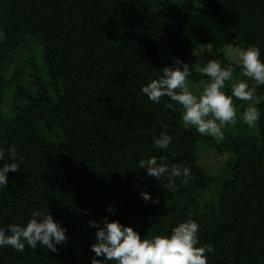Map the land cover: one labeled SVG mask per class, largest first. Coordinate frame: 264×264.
Wrapping results in <instances>:
<instances>
[{
	"label": "trees",
	"instance_id": "trees-1",
	"mask_svg": "<svg viewBox=\"0 0 264 264\" xmlns=\"http://www.w3.org/2000/svg\"><path fill=\"white\" fill-rule=\"evenodd\" d=\"M227 8L240 9L245 49L258 47L264 62V0H0L1 16L20 30L13 50L0 53V152L7 159L14 146L20 167L0 187V229L26 225L39 210L68 238L58 253L40 242H25L23 253L0 246V264H91L97 229L89 221L105 216L142 239L170 236L191 219L197 246L215 250L205 253L208 264H264V85L256 87L254 131L223 128V140L183 122L170 98L157 104L141 90L175 60L194 65L181 45L189 16ZM219 55L234 79L243 73ZM196 77L192 67L187 81ZM223 91L232 96L230 82ZM163 131L172 136L166 150L153 145ZM201 148L228 155L223 173L200 164ZM153 156L188 167L191 178H172L168 190L166 176L139 168Z\"/></svg>",
	"mask_w": 264,
	"mask_h": 264
},
{
	"label": "clouds",
	"instance_id": "clouds-1",
	"mask_svg": "<svg viewBox=\"0 0 264 264\" xmlns=\"http://www.w3.org/2000/svg\"><path fill=\"white\" fill-rule=\"evenodd\" d=\"M0 38L3 33L0 32ZM260 49L249 46L246 49L237 50L236 57L242 67L243 76L253 79L255 84L250 88L248 82L240 78H233V68L221 67L219 60L211 59L206 65H190L181 60H175V68L164 67L157 79H151L142 87V93L154 103L159 104L162 97H168L179 104L183 111L181 118L186 124L195 126L200 134H207L219 140L224 139L222 129L225 126H235L238 122L237 112L233 105L232 97L240 101L251 102L256 95V87L264 85V62L261 61ZM180 65V66H177ZM192 67L197 73L206 74L208 80H201L199 94L190 89L187 78L191 75ZM226 82H231L232 96L225 94L223 89ZM166 107L172 108V104ZM258 109L251 104L242 114L243 123L254 127L259 119ZM211 117V118H209ZM167 126H165L166 128ZM172 141V136L166 131L161 132L158 138L153 140L156 148L166 150ZM10 159L12 163H7ZM0 152V187L6 188L8 184L7 174L20 169L16 162V149L14 146L8 150V158ZM159 161V162H158ZM23 160L21 159L20 163ZM139 168H145L149 177L159 180L167 177L165 187L175 191V183L172 178L183 175L185 181L190 179V169L180 164L168 165L165 157H151L141 159ZM141 196L145 201L151 199L149 193L142 191ZM159 198L153 200L158 203ZM109 212L114 209L109 206ZM90 226L95 227V243L91 251L95 253L91 264H105L106 261H115L116 264H208L206 252L214 253L211 245L198 247V224L189 219L178 223L172 228L171 235H156L153 238H141L132 227L124 226L117 220H109L103 217L99 224L95 220L89 221ZM6 232L9 233L6 235ZM66 229L53 216L36 210L33 212L26 225L9 224L7 229H0V246H11L16 251L23 253L25 242L33 249L37 243L54 253L59 249L56 245L67 242ZM96 257H104L98 260Z\"/></svg>",
	"mask_w": 264,
	"mask_h": 264
},
{
	"label": "rangeland",
	"instance_id": "rangeland-1",
	"mask_svg": "<svg viewBox=\"0 0 264 264\" xmlns=\"http://www.w3.org/2000/svg\"><path fill=\"white\" fill-rule=\"evenodd\" d=\"M198 5H206L207 0H195ZM0 32L3 37L0 38V53L2 56L7 55L16 46L19 37V28L11 23H7L0 14ZM181 45L190 47L194 53L193 64H199L201 67L205 66L207 61L211 59L219 60L221 63L219 52L223 58L231 62L233 65L241 67L236 53L237 50L244 48V29L242 26L241 12L239 8H227L220 10H205L200 13H195L187 19V21L180 27ZM222 46L221 50L219 47ZM195 80L188 82L190 89L197 95L201 89L200 81L208 80L206 74L197 73ZM237 78L247 80L243 73H239ZM231 83V82H230ZM233 105L237 112L238 122L235 126H225L230 134L237 135L243 131V126L247 125L242 121V114L245 108L251 104L256 107L257 99L254 96L253 101H240L232 97ZM211 118V117H209ZM253 132L254 127H249ZM217 140H219L217 138ZM228 155L225 153L219 155L214 152L212 148L200 149V164L210 173L215 176L223 173L225 163ZM212 192V191H211ZM208 193L207 195L211 194Z\"/></svg>",
	"mask_w": 264,
	"mask_h": 264
}]
</instances>
